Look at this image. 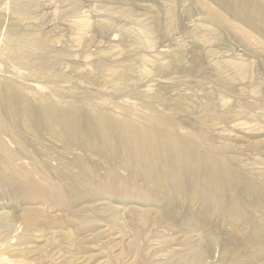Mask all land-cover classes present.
<instances>
[{"label": "rangeland", "instance_id": "rangeland-1", "mask_svg": "<svg viewBox=\"0 0 264 264\" xmlns=\"http://www.w3.org/2000/svg\"><path fill=\"white\" fill-rule=\"evenodd\" d=\"M257 6L264 0H0V82L30 101L73 106L85 121L103 108L146 126L162 112L185 146L218 161L217 172L193 166L150 180L63 127L32 131L23 116H4L0 264H264ZM34 39L59 74L10 61L42 55L24 47ZM232 181L240 187L222 191Z\"/></svg>", "mask_w": 264, "mask_h": 264}, {"label": "bare ground", "instance_id": "bare-ground-1", "mask_svg": "<svg viewBox=\"0 0 264 264\" xmlns=\"http://www.w3.org/2000/svg\"><path fill=\"white\" fill-rule=\"evenodd\" d=\"M238 1L240 3H242V2H245L247 0H238ZM258 9H261L260 12L264 15V8L258 7ZM23 44H24V47L29 50V53H33L34 49H37L38 51L41 52V54L43 56L42 55H36V54L26 55L25 53H28V52H25V50H24L22 55H21V58H20L18 56L17 52H13L11 54V58L9 57L11 62L16 63L17 65L19 64V65L28 66L27 60L34 61V62H38L39 67L47 76H55V75L59 74V72L56 71V70H58V69H56L58 66V62H57V60H54L52 57H50L48 55L49 50L47 49L43 40L34 39L31 42H25ZM116 76H114V77L116 78ZM122 77L124 78L125 76H122V74H119V76L117 78L123 79ZM4 80H2L3 82H0V121H1V118L4 116H9V115H13L16 117L17 116H19V117L23 116L22 119H23L24 124L28 128H30V130H32V131L34 130V131H38V132L42 131V130H49V129H51V131H54L53 129H55L54 128L55 126L60 127V128L63 127L64 131H62V133L64 132L67 135L70 134L72 136V138H75L76 140L77 139L88 140L90 142L91 150L95 151V150L104 148L106 150V152L110 153L111 156L121 157L123 160V164H125L126 167H128L127 169H129L132 173L133 172H135V173L141 172L140 174L143 173L150 180L151 179L161 180V176H164V175L167 176L168 174L174 175V176L176 174V176H178V174H179L178 170L180 171V169H181V171H183V172L189 171V170L191 171V168L193 166L199 168V170L203 169L204 166H208V167L211 166V167H214L216 172L218 171V166L216 165L217 160L216 161L214 160L215 157L214 158H210V157L208 158V156L204 155L198 149L193 148V147H189V146H185L184 143L182 142V140H180V138L175 134L174 130H172V128L174 127L175 124H174L171 116L170 117L166 116L162 112L161 113L154 112V115H149L148 117L146 116V122H147L146 126H143V125L140 126V125L133 123L131 120H129L130 118L128 119V117H130V116H128L127 118H125V117L118 118V116L113 115L114 113L112 114L110 111L103 109V108H95L92 111H90L87 115L88 116L87 118H89V119H88V121H85L84 120L85 115L82 114L83 112L79 111L78 109L74 108L73 106L65 105V104L55 102V101H52L49 99L48 100L43 99L41 101H38V100L37 101H30L27 98H25L23 94L19 93L20 86L18 84L10 83V82L6 83ZM155 106H153V107H155ZM122 110H123V108H122ZM124 110H126V109H124ZM143 119H145V118L141 119V117H140V120H143ZM58 135H60V134L58 133ZM70 135H69V137H71ZM74 142H75V140H74ZM72 147H73V145H72ZM104 149H103V151H104ZM99 152H100V150H99ZM106 152H104V154ZM121 158H120V160H121ZM210 171H212V170H210ZM87 172L88 171H86L85 173H87ZM193 172L195 173V171H193ZM207 172H206V174H207ZM196 173H198V171H196ZM196 173H195V175H196ZM234 174H235V172H234ZM85 175L86 174H84V176ZM88 175H89V173H88ZM216 175L217 174H215V176ZM226 176H230V175L226 174ZM231 176H232V174H231ZM237 176H234L236 181H237V179H239L238 178L239 176L238 177ZM167 177H169V176H167ZM187 177H188V175H187ZM212 177H214V176L212 175ZM222 177H223V175H222ZM174 178H176V177H174ZM202 178H204V177H202ZM191 179H193V177ZM198 179H200V178H198ZM209 179H211V178H209ZM228 179H229V177H228ZM165 180H166V178H165ZM180 180H182V179H180ZM215 180H216L215 185H217V187H220L221 184H219V183L222 179L220 180L219 177H217ZM215 180H213V181H215ZM210 181H212V179ZM210 181H209V183H210ZM232 182H229L225 185L223 184L222 185V187H223L222 191L225 189H227V191H228V189H230V188H232L231 190L237 189L240 184L239 183L236 184V182L235 183L233 182V184H232ZM202 184H203V182H202ZM193 185H195V184H193ZM198 185H201V184H198ZM201 186H203V185H201ZM195 187H196V185H195ZM261 188H263V187H261ZM252 189H255L254 186ZM259 190H260V188H259ZM206 193H207V191H206ZM260 193L257 194L256 196L260 195ZM212 195H213V193H212ZM224 197L225 196H223V198ZM256 198H258V197H256ZM259 198H260V196H259ZM210 199H212V198H210Z\"/></svg>", "mask_w": 264, "mask_h": 264}]
</instances>
